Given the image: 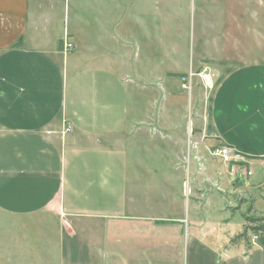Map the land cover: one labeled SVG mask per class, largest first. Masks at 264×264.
<instances>
[{"label":"crops","instance_id":"crops-1","mask_svg":"<svg viewBox=\"0 0 264 264\" xmlns=\"http://www.w3.org/2000/svg\"><path fill=\"white\" fill-rule=\"evenodd\" d=\"M159 1L0 0V264H264L258 244L231 242L244 226L238 213L230 229L232 203L220 229L203 193L264 174V58L242 59L240 0H185L192 46L195 8L209 3L206 47L183 46V67L160 70ZM193 68L210 70L205 139L189 130ZM220 144L251 174L204 164Z\"/></svg>","mask_w":264,"mask_h":264},{"label":"rangeland","instance_id":"rangeland-1","mask_svg":"<svg viewBox=\"0 0 264 264\" xmlns=\"http://www.w3.org/2000/svg\"><path fill=\"white\" fill-rule=\"evenodd\" d=\"M185 0H160L159 4L161 5V11L159 14L157 13L156 16V26L159 27V30L156 29L155 33L153 34L155 36L156 43L161 42V45H157L156 49L154 50L157 54H161L162 56V65H158L157 67L160 70L168 69V68H182V55L183 51L181 48L183 46L189 47L191 50L194 46V53H197L201 51V49L206 44L203 43V40L200 39L201 33L198 31L199 27L201 26V22L204 18H207L206 12L209 10V3L204 4L202 9L195 8L196 14L194 16L195 19V41H194V32H193V46H192V22H193V11L190 8H186V5L184 4ZM236 4L238 3L237 0H235ZM148 2L146 3L145 8L148 7ZM177 10H176V5ZM201 4H203L201 2ZM240 9L242 11V21L244 25V29L242 33L240 34L241 42L249 43L246 44L250 47L251 50L245 49L247 52H243L242 59L244 61H253V60H260L264 58V0H240ZM211 5V4H210ZM234 6V10L237 6ZM232 7V6H231ZM212 8H210L211 10ZM173 10V11H172ZM236 13V12H234ZM184 14V15H183ZM233 14V13H231ZM183 15L181 18L180 16ZM208 15V14H207ZM151 17V16H150ZM199 21V22H198ZM148 24V23H147ZM146 24V25H147ZM145 26V25H144ZM177 30V34H176ZM202 32V31H201ZM148 35V34H147ZM175 35V39L179 42V45L181 46L180 49L177 51V54L169 48L170 42L173 41L172 36ZM237 38L239 36L237 35ZM148 40V39H147ZM141 44L145 45L143 48V51L148 52V46L146 45V42H143L141 40ZM245 45V47H246ZM253 48V49H252ZM183 49V48H182ZM185 49V52H186ZM204 70V69H203ZM199 70L198 72L195 71L193 68L189 72H186L187 75H193L192 78V86L194 89V93L197 95V102H199L198 106L195 108V115H193V119L190 122V128L191 134L194 138L201 137L202 139L205 137L203 134H201V124L205 123L208 118L206 115V110H204V117H202V108L201 105L204 103V109H206L208 105V100L205 99L204 102L201 100L203 98L201 89L207 88L203 86V78L206 79L210 76V70ZM202 74L204 76L200 77H194L198 74ZM217 81V79H216ZM206 98V97H205ZM198 109V112H197ZM205 120V122H204ZM204 126V125H203ZM136 137L138 138H144L146 137L145 134L139 133L136 134ZM153 142L160 143L163 145V147L168 148L165 140H160L158 137L157 139H154ZM192 146L196 148V145ZM217 145H210V154L209 158L206 160V158L203 159L204 164H209L210 169L215 167H219L221 171L223 172H231L232 167H234V174H241V172H247L245 164L236 163L234 166H231L228 162L223 161L220 158L214 157L211 153V150ZM173 147V145L171 146ZM176 149V146H174ZM204 154H205V148H204ZM256 174L254 173V178L259 177L262 174V171L258 168L254 167ZM228 170V171H227ZM251 170V169H250ZM218 171V170H215ZM245 174V173H244ZM231 175L229 176V178ZM249 177V176H248ZM228 182V181H227ZM220 182V183H209L208 188L203 192L208 196L209 203H210V212L213 215V223L215 226L222 228V223L224 220H226L224 216L225 212L218 213L219 207L223 205L224 203L231 202L232 206L231 211L235 213L236 215L232 216V227L230 229L233 230H241V226L239 223L241 222V218L238 215L246 214L247 216H250L253 218V223L249 220L245 222L244 224H248V226H259L264 225V174L262 175V178L260 181H256V179H253V184L251 183V179L246 181V178H233L231 177L229 179V182ZM235 182V184H234ZM252 187V188H251ZM194 193V192H193ZM197 194H202L200 191H197ZM196 194H193L195 196ZM205 196V197H206ZM229 202V203H230ZM250 208V209H249ZM227 213V212H226ZM227 215V214H226ZM2 213L0 212V219L2 218ZM7 217V216H5ZM8 218V217H7ZM244 227V226H243ZM232 230V231H233ZM7 232L8 228L6 230H2L0 228V232ZM243 231V228L241 232ZM259 234L264 235V231L262 233L259 232ZM258 234V235H259ZM248 235L250 237V241L252 243V240L256 242V236H253L252 231L248 230ZM87 259H89L87 257Z\"/></svg>","mask_w":264,"mask_h":264},{"label":"built area","instance_id":"built-area-1","mask_svg":"<svg viewBox=\"0 0 264 264\" xmlns=\"http://www.w3.org/2000/svg\"><path fill=\"white\" fill-rule=\"evenodd\" d=\"M73 47L72 43L64 40L62 43V48L63 50H68ZM211 153L213 156L222 159L225 162H228L229 164H236V163H241L243 160V156L240 152L235 150L232 146L227 145V144H220L218 146H215L212 150ZM251 170L247 169L246 174L250 175ZM255 237V236H254ZM254 242V240H252Z\"/></svg>","mask_w":264,"mask_h":264},{"label":"trees","instance_id":"trees-1","mask_svg":"<svg viewBox=\"0 0 264 264\" xmlns=\"http://www.w3.org/2000/svg\"><path fill=\"white\" fill-rule=\"evenodd\" d=\"M243 220L245 222L250 220L253 223V218L250 217V216H247L246 214H243ZM249 229L252 231L253 236H256V242L255 243L258 244L260 247H262L264 249V235L263 234L262 235L259 234V232L262 233V231H264V225L248 226V224H245L244 227H243V231L240 232L239 234H237L231 240V242H235V241H239V240L241 241L242 240L249 247L251 245L250 237L248 235V230Z\"/></svg>","mask_w":264,"mask_h":264}]
</instances>
